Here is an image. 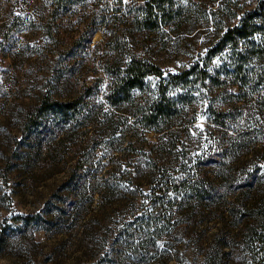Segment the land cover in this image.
Returning <instances> with one entry per match:
<instances>
[{"label": "rangeland", "instance_id": "374dc122", "mask_svg": "<svg viewBox=\"0 0 264 264\" xmlns=\"http://www.w3.org/2000/svg\"><path fill=\"white\" fill-rule=\"evenodd\" d=\"M104 1L102 16L87 0L60 20L49 18L56 13L53 0H0V36L13 27L0 44V264H204L201 251L224 241L216 235L221 229L229 234L228 254L219 251L217 262L260 264L259 235L252 232L260 226L248 214L264 211L259 51L249 61L253 81L244 91L199 75L170 88L181 115L162 131H144L132 114L160 96L155 76L122 108L105 94L112 78L106 66L133 57L167 73L203 65L258 0H176L171 23L157 30L144 29L140 6L130 5L142 0ZM105 15L111 47L104 29L93 37L95 51L75 47L85 25ZM121 30L117 40L114 31ZM229 53L213 58L212 76L221 72L226 79ZM87 90L81 115L60 124L52 113L38 130L24 133L26 116L46 93L73 102ZM211 106L233 107L228 129L213 122ZM159 165L178 186L155 195ZM203 175L222 189L217 200L201 202L186 191ZM240 197L249 210L232 209Z\"/></svg>", "mask_w": 264, "mask_h": 264}, {"label": "trees", "instance_id": "16d2710c", "mask_svg": "<svg viewBox=\"0 0 264 264\" xmlns=\"http://www.w3.org/2000/svg\"><path fill=\"white\" fill-rule=\"evenodd\" d=\"M117 1L123 3V0ZM53 2L54 11H56V13L54 12L49 15V18L55 17L62 20L67 8L78 6L81 3L87 2V0H53ZM102 2L103 4L105 3L104 0H90V3H93L92 6H90L91 11L99 13V16H102V7H100ZM175 3L176 0H142L131 2L130 5L140 6L142 17L145 18L142 25L144 29L157 30L171 23L172 18H168V12ZM106 16H108V18L110 17V15H105V17H100L101 19L95 18L89 21L73 45L75 47L83 46L89 51H95L96 48L92 46L95 33L104 29L105 36L108 37V32L105 30V26L108 24ZM12 29L13 27H9L8 30L0 36V44L2 39L4 43L9 40V33ZM56 31L53 23L50 22L49 34L55 38L54 33ZM121 32L123 31H114V37L117 40L119 38L118 34ZM107 40V45L111 47L112 42L109 40V37ZM227 49L230 50L228 62L226 61L222 68L227 75L226 79L221 77V72H217V74L212 76V68L210 66L213 58ZM255 50L259 51V56H257L261 58L260 60L262 61H260L261 65L257 72V75L260 77L264 74V0H258L252 9L246 11L238 24L231 25L227 28L216 43V46L211 49L203 65L199 63V65H194L180 72L167 73L161 66L153 63L147 58L133 57L126 65L110 64L106 66V70L112 75V78L105 94L113 106L122 108L126 102H129L135 97L134 90L143 88L147 84L149 77L155 76L158 78L160 96L156 97L151 104L136 106L132 114L136 117V121L141 123L139 128H143L144 131H162L165 124H168L171 120L181 115L182 108L175 104L173 96L169 94L170 88H175L177 86L186 87L189 83L194 81L195 75H199L202 81L210 78L216 83L230 82L233 85L240 86L244 91L245 87L250 85L253 81V77H251L252 71L249 68V61L253 58ZM1 57L0 55V61ZM198 66L200 67L198 68ZM100 80L101 78H96L91 85H87V88L93 89ZM91 93L90 90H87L81 97H78L73 102H62L53 98L49 92L46 93V97L42 102L26 116L23 125L24 133L27 135L38 130L46 123V116L52 113L58 115L56 122L60 124L62 122L65 124L75 114L81 115L83 112L81 107L83 108L87 103L85 98ZM259 94L264 98V88L260 90ZM238 97H240V95ZM261 104L263 103L261 102L260 105ZM211 107L213 122L219 127L228 129L229 119H233L231 116V113L234 111L233 107H228L227 111L219 109L218 107ZM235 115L237 114L233 116ZM133 144H135V142L129 143V147H132ZM157 172L160 175L153 183V192L155 195L168 193L169 190L178 186L166 175V165L157 166ZM211 182L212 181H209L206 179V176L203 175L188 184L186 183V191L189 194L197 196L198 200L201 202L207 199L215 201L218 197H221L223 193L220 187L213 186ZM233 208H237L241 211L246 209L249 210L246 199L241 197L238 199L237 203L233 205L232 209ZM248 214L255 220L254 223L257 222L260 226V229H256L253 225L252 232L259 235L257 237V246L262 251L258 258L260 264H264V211L259 209L258 216L256 215L257 217L252 216L250 212ZM216 235L218 237L221 236L220 239L224 241L216 239L209 244L210 246L207 249H202L201 252L205 257L204 264H221V262H217L218 255L221 253H219V251L228 254V252L225 251V244L229 241L225 240L229 238V234L227 237L225 231L221 229Z\"/></svg>", "mask_w": 264, "mask_h": 264}]
</instances>
